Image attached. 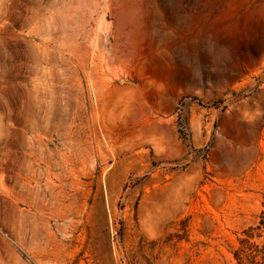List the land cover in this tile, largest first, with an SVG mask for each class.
Returning <instances> with one entry per match:
<instances>
[{
	"label": "rangeland",
	"instance_id": "1",
	"mask_svg": "<svg viewBox=\"0 0 264 264\" xmlns=\"http://www.w3.org/2000/svg\"><path fill=\"white\" fill-rule=\"evenodd\" d=\"M263 212L264 0H0V264H264Z\"/></svg>",
	"mask_w": 264,
	"mask_h": 264
},
{
	"label": "trees",
	"instance_id": "2",
	"mask_svg": "<svg viewBox=\"0 0 264 264\" xmlns=\"http://www.w3.org/2000/svg\"><path fill=\"white\" fill-rule=\"evenodd\" d=\"M258 228L259 229H264V212L262 213V220H261ZM262 255H263V252H261V257H263L262 260L264 261V255L263 256Z\"/></svg>",
	"mask_w": 264,
	"mask_h": 264
}]
</instances>
